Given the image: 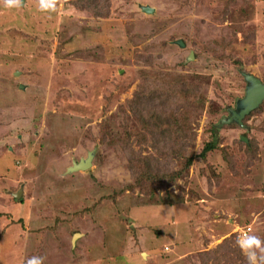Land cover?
I'll list each match as a JSON object with an SVG mask.
<instances>
[{"label": "rangeland", "instance_id": "374dc122", "mask_svg": "<svg viewBox=\"0 0 264 264\" xmlns=\"http://www.w3.org/2000/svg\"><path fill=\"white\" fill-rule=\"evenodd\" d=\"M76 1L0 0V264H264V0Z\"/></svg>", "mask_w": 264, "mask_h": 264}, {"label": "trees", "instance_id": "16d2710c", "mask_svg": "<svg viewBox=\"0 0 264 264\" xmlns=\"http://www.w3.org/2000/svg\"><path fill=\"white\" fill-rule=\"evenodd\" d=\"M71 4L77 5L79 4V1L76 0H69ZM94 0H86L88 3H92ZM85 3V2H84ZM176 86L177 90L174 88ZM188 85L187 81L180 80L179 76L176 74H161L159 73H151L150 75H146L143 79V82L141 84V90L139 93H135L133 96L132 107H134L133 111L136 115L141 117V120L145 119V114L148 113L147 107L142 102L143 96H148L149 99L154 97L153 92L156 90L160 91L161 93H164V97L166 99H171V97L174 96V94L179 93V95L183 98L184 96L187 98L190 95L189 100L194 99V91L199 90L200 86L197 85ZM180 87V88H179ZM144 89V90H143ZM193 90V92H192ZM147 91V92H146ZM146 92V93H145ZM192 92V94H191ZM143 122V121H142ZM145 124V123H144ZM214 147V143H207L202 150V154H204L207 151L212 150Z\"/></svg>", "mask_w": 264, "mask_h": 264}, {"label": "water", "instance_id": "95a60500", "mask_svg": "<svg viewBox=\"0 0 264 264\" xmlns=\"http://www.w3.org/2000/svg\"><path fill=\"white\" fill-rule=\"evenodd\" d=\"M140 9L146 13L153 12V9L149 6H140ZM178 43L180 46H184V43L181 40H179ZM189 55L190 57H193V52L190 51ZM244 78L248 83L246 86L245 96L238 103V108L236 110H231L230 115L226 119L222 120L220 125L223 123H230L232 121L241 124V119L251 110L256 108L264 99V82H261L260 79L251 74H245ZM241 140L247 142V138L244 136H241ZM93 156V152L89 151L85 157L79 158L77 162L73 160L71 165L66 168V172L89 168L92 163ZM76 236L77 234L74 235V238H76Z\"/></svg>", "mask_w": 264, "mask_h": 264}, {"label": "clouds", "instance_id": "9594fccd", "mask_svg": "<svg viewBox=\"0 0 264 264\" xmlns=\"http://www.w3.org/2000/svg\"><path fill=\"white\" fill-rule=\"evenodd\" d=\"M7 4L9 6H15L19 0H6ZM48 6L52 7V0H48ZM42 8H43V0H42ZM249 239H251L254 242V245L256 247H259L261 245V242L258 240V238L256 237H249ZM248 259L250 264H254V260H255V254L253 252H249L248 253ZM29 264H35V258H33V260L29 261Z\"/></svg>", "mask_w": 264, "mask_h": 264}, {"label": "built area", "instance_id": "2783aa9c", "mask_svg": "<svg viewBox=\"0 0 264 264\" xmlns=\"http://www.w3.org/2000/svg\"><path fill=\"white\" fill-rule=\"evenodd\" d=\"M246 230H248V228H246ZM246 233L245 231L243 232V234Z\"/></svg>", "mask_w": 264, "mask_h": 264}, {"label": "crops", "instance_id": "0c3cea01", "mask_svg": "<svg viewBox=\"0 0 264 264\" xmlns=\"http://www.w3.org/2000/svg\"><path fill=\"white\" fill-rule=\"evenodd\" d=\"M78 234V233H77ZM75 235V234H74Z\"/></svg>", "mask_w": 264, "mask_h": 264}]
</instances>
